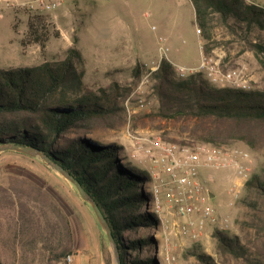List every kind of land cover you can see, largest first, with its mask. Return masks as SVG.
I'll return each instance as SVG.
<instances>
[{"label": "rangeland", "instance_id": "rangeland-1", "mask_svg": "<svg viewBox=\"0 0 264 264\" xmlns=\"http://www.w3.org/2000/svg\"><path fill=\"white\" fill-rule=\"evenodd\" d=\"M246 1L264 8V0ZM29 14L46 16L47 24H51L52 35L43 51L36 44H21ZM213 18L206 38L198 32L190 0H64L55 11L47 12L40 10L39 0H0L1 69L59 62L76 40L87 89L96 91L116 82L130 90L123 102L121 120L110 130L96 131L104 132L105 139L93 134L79 136L92 143L115 144L122 149L120 158L124 163L148 172L150 178L154 165L134 145L133 137L190 148L207 144L217 150L216 165L203 168L199 175L202 206L212 209L214 220H200L201 216L195 215L196 237L191 235V229L190 233L182 232L181 226L187 222L184 218L166 208L152 212L151 197L147 211L158 218L159 227L148 233L154 242L148 254L157 264H202L196 253L204 254L213 264H264V199L246 188L251 176L261 177L264 170V125L244 127L254 140L253 147L239 139L212 145L207 136L192 137L190 127L185 130L182 122L155 116L158 104L152 95L150 73L162 58L174 64L179 77L200 72L213 86L217 85L210 81L206 67L199 66L203 59L208 65L216 64L222 73L240 69L247 80V89L264 92V70L248 45L259 41L264 44V31L254 28L247 34L238 29L232 32L217 15ZM160 47L167 49L165 57L160 54ZM136 64L141 65L139 79L132 75ZM176 67L197 68L180 76ZM228 129V124H224L219 130L226 131L224 136H228ZM235 163L243 168V174H238ZM23 182L41 188L70 218L75 229L76 222L80 226L85 239L71 248L67 264H116L104 232L98 234L89 206L72 187L39 158L9 150L0 152V264H63V261L56 263L49 251L54 245L52 238L49 243L44 242L33 231L21 233L15 228V211L8 205L7 196L16 197L15 191L23 189L20 186ZM151 186L152 181L143 187L150 196ZM215 230L236 236L249 259H236L219 250Z\"/></svg>", "mask_w": 264, "mask_h": 264}, {"label": "trees", "instance_id": "trees-1", "mask_svg": "<svg viewBox=\"0 0 264 264\" xmlns=\"http://www.w3.org/2000/svg\"><path fill=\"white\" fill-rule=\"evenodd\" d=\"M190 2L195 24L206 38L214 15L232 32L238 29L247 34L254 28L264 31V8L255 3ZM47 19L29 14L22 46L36 44L44 50L52 35ZM75 44L76 40L59 62L0 68V147L34 149L73 175L104 215L117 245L120 264H157L148 254L154 244L148 233L159 227L158 218L147 211L151 196L143 187L151 181L149 173L124 163L120 158L122 149L115 144L92 143L79 136L93 134L105 139L104 132L96 131L110 130L121 120L123 102L130 90L116 82L96 91L87 89L80 69L83 59ZM248 45L264 70V44L259 41ZM203 54L206 55V50ZM140 68L139 64L133 68L136 79L140 78ZM204 77L200 72L179 77L174 65L160 59L150 75L152 95L158 104L155 116L182 122L185 130L190 127L192 137L207 136L212 145L239 139L253 147L254 140L244 127L264 125V92L217 87ZM224 124L229 126L228 136H224L226 131L219 130ZM70 135L75 138H68ZM20 186L23 189L15 191L16 197L7 196L8 205L15 211V228L21 233L33 231L44 242L49 243L52 238L54 245L49 251L53 260L67 264L65 261L74 247L70 218L38 186L28 182ZM246 188L264 199V170L261 177L252 175ZM214 237L223 253L249 259L236 236L215 230ZM195 257L202 264H213L202 253H196Z\"/></svg>", "mask_w": 264, "mask_h": 264}, {"label": "built area", "instance_id": "built-area-1", "mask_svg": "<svg viewBox=\"0 0 264 264\" xmlns=\"http://www.w3.org/2000/svg\"><path fill=\"white\" fill-rule=\"evenodd\" d=\"M64 0H39L40 10L55 11ZM200 33V31L198 30ZM167 52L166 48L160 47L162 56ZM207 60L203 59L200 68L206 67L210 81L219 87H231L236 89H247V80L244 78L243 71L240 69L220 72L216 64L208 65ZM157 69V68H156ZM155 69V70H156ZM180 76L188 71L195 69L177 68ZM153 70V71H155ZM151 74V73H150ZM142 104L141 101H138ZM134 145H138L154 165L151 172L152 186L150 193L153 201L154 213H159L162 208L173 212L175 216L187 220L181 226L182 232H189L195 235V215H200V220H214L213 211L208 206H202L203 197L201 196V183L199 181L200 170L211 167L217 163V150L207 144L193 147L179 146L166 143L159 139L149 140L133 137ZM238 174H243V168L235 163ZM164 205V206H163ZM203 221L199 223L200 227ZM70 258H68L69 260Z\"/></svg>", "mask_w": 264, "mask_h": 264}, {"label": "water", "instance_id": "water-1", "mask_svg": "<svg viewBox=\"0 0 264 264\" xmlns=\"http://www.w3.org/2000/svg\"><path fill=\"white\" fill-rule=\"evenodd\" d=\"M3 150L15 151L28 157L39 158L51 171L56 173L64 182L69 184L74 190L75 194L89 206L92 216L95 218L98 226L104 232L107 238V241L114 254L116 264H120L117 245L113 239L111 230L104 218V215L102 214L101 210L99 209L98 205L93 200V198L84 190L80 182L73 175H71L67 170H65L61 166L57 165L55 162H53L43 153L38 152L34 149L22 147V146L0 147V152Z\"/></svg>", "mask_w": 264, "mask_h": 264}, {"label": "crops", "instance_id": "crops-1", "mask_svg": "<svg viewBox=\"0 0 264 264\" xmlns=\"http://www.w3.org/2000/svg\"><path fill=\"white\" fill-rule=\"evenodd\" d=\"M201 55H202V52H201ZM164 57H165V55H164ZM160 58H161V56H160ZM169 61V60H168ZM172 65H174L171 61H169ZM201 64V63H200ZM198 67V66H197ZM197 67H190V68H186V69H195V68H197ZM96 223V222H95ZM71 225H72V233H73V240H74V245H75V243H76V245H77V243H80V241H81V239L83 238V239H85V236L82 234V231H81V228H80V226L77 224V222H76V225H77V227L78 228H74V226H73V224H72V222H71ZM97 225V227H98V234L99 235H102V230L100 229V227L98 226V224H96ZM97 234V235H98ZM86 249V247L85 248H81V250H85ZM80 250V249H79ZM86 251V250H85ZM77 257V256H76Z\"/></svg>", "mask_w": 264, "mask_h": 264}]
</instances>
